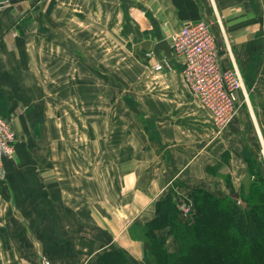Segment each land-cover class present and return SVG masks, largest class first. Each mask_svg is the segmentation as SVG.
<instances>
[{
	"label": "crops",
	"instance_id": "crops-1",
	"mask_svg": "<svg viewBox=\"0 0 264 264\" xmlns=\"http://www.w3.org/2000/svg\"><path fill=\"white\" fill-rule=\"evenodd\" d=\"M1 2L0 113L18 142L0 181V264H95L111 249L146 264L131 228L167 193L240 191L264 154V0ZM203 19L243 78L221 133L177 59L156 71L163 52L136 50Z\"/></svg>",
	"mask_w": 264,
	"mask_h": 264
},
{
	"label": "trees",
	"instance_id": "trees-1",
	"mask_svg": "<svg viewBox=\"0 0 264 264\" xmlns=\"http://www.w3.org/2000/svg\"><path fill=\"white\" fill-rule=\"evenodd\" d=\"M253 167L251 163V173H255ZM259 172L256 171L258 177L251 175L249 192L243 196L245 206L197 187L188 198L167 193L156 204L152 220L131 228L133 236L146 245L145 263L264 264V178ZM182 203L190 206L189 214L184 215L179 208ZM170 236L178 246L176 251L169 249ZM96 261L95 264H130L120 249L104 251Z\"/></svg>",
	"mask_w": 264,
	"mask_h": 264
},
{
	"label": "built area",
	"instance_id": "built-area-1",
	"mask_svg": "<svg viewBox=\"0 0 264 264\" xmlns=\"http://www.w3.org/2000/svg\"><path fill=\"white\" fill-rule=\"evenodd\" d=\"M3 3H0V6ZM173 59L181 65V73L190 94L199 101L212 117L213 127L222 132L239 116V93L244 91L241 73L233 67L222 66L220 48L214 23L203 19L183 26L170 37ZM147 58L155 57L147 52ZM156 71L171 70V60L162 59L154 65ZM17 135L13 121L0 113V181L5 180V162L17 155ZM189 214L187 203L179 207ZM40 264H53L46 256H40Z\"/></svg>",
	"mask_w": 264,
	"mask_h": 264
},
{
	"label": "rangeland",
	"instance_id": "rangeland-1",
	"mask_svg": "<svg viewBox=\"0 0 264 264\" xmlns=\"http://www.w3.org/2000/svg\"><path fill=\"white\" fill-rule=\"evenodd\" d=\"M87 62L88 63H93V62H90L88 60H87ZM240 93H242V92H240ZM259 138H260V140H258V142H260V143L262 142L261 145L264 146V132L259 134ZM260 150H261V148H260ZM257 156H259L258 157V161L253 163V166H254L253 168L255 170V173L254 172H252V173L250 172L249 173V179L246 180V182H244L245 186H242L240 191H237V192H231L230 189H225V190H223V193L221 194L222 197H224V198H228L229 197V198H232L234 200H238V201H240V202H238L240 205L245 206L246 202L244 201L243 196H245V194L247 195L248 192H249L248 191V189L250 188L249 182L252 180L251 175H255V177H258L257 176L258 174H256V171H260L259 172L260 175L264 178V154H262L258 150ZM255 167H257V168H255ZM241 192H242V194H241ZM234 193H237V195H234ZM249 199L252 200V201L255 200L253 197H251ZM223 205L225 207L227 205V203L224 202ZM132 263L134 264L133 261H132ZM161 264H164V263L162 262ZM235 264H239V262L235 263Z\"/></svg>",
	"mask_w": 264,
	"mask_h": 264
},
{
	"label": "water",
	"instance_id": "water-1",
	"mask_svg": "<svg viewBox=\"0 0 264 264\" xmlns=\"http://www.w3.org/2000/svg\"><path fill=\"white\" fill-rule=\"evenodd\" d=\"M137 51L153 52L155 57L159 60L163 57L167 60H173L172 48L168 39H161L160 41L153 42L150 39L140 42L137 47Z\"/></svg>",
	"mask_w": 264,
	"mask_h": 264
}]
</instances>
